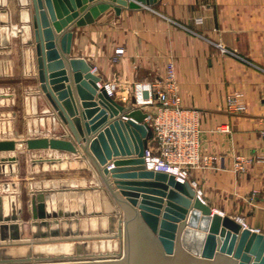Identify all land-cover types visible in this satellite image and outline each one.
<instances>
[{
  "label": "water",
  "instance_id": "95a60500",
  "mask_svg": "<svg viewBox=\"0 0 264 264\" xmlns=\"http://www.w3.org/2000/svg\"><path fill=\"white\" fill-rule=\"evenodd\" d=\"M155 1L30 0L39 91L66 133L0 138V152H15L22 146L88 158L114 208L100 218L106 219L100 226L105 232L84 234L71 226L73 221L78 226L75 215L86 212L84 204L79 209L63 207L61 201L50 205L48 192L37 190L29 222L35 238L22 239L21 208L12 201L8 211L7 197L0 194V264H264V232L213 211L189 181L147 168L143 155L152 136L144 120L147 111L134 105V94L128 103L108 94L93 65L83 56L71 55L69 21L71 26H82L109 6L119 13L121 6ZM142 94L147 97V89ZM16 160L15 154L0 155V173L6 163ZM0 186L8 190L9 184ZM112 237L122 240V251L96 252L89 245L90 240ZM49 241L67 243L56 250L60 244L42 245ZM35 247L38 250L32 252ZM18 248L25 250L12 252Z\"/></svg>",
  "mask_w": 264,
  "mask_h": 264
},
{
  "label": "crops",
  "instance_id": "0c3cea01",
  "mask_svg": "<svg viewBox=\"0 0 264 264\" xmlns=\"http://www.w3.org/2000/svg\"><path fill=\"white\" fill-rule=\"evenodd\" d=\"M29 2L17 0L22 6ZM21 8L24 20L27 8ZM72 22L66 26L73 31L71 55L91 63L100 83L115 81L114 97L124 103L136 81L163 77L166 62L173 59L182 104L199 112L201 154L215 156L210 165L192 171L203 190L202 200L213 211L242 216L248 227L264 232V141L259 132L264 122V0H156L121 6L119 13L109 6L82 26ZM24 27L19 47L23 76L29 74L31 53V33ZM18 30L12 24L8 35L0 34L1 76L14 74L18 49L13 36ZM116 47L123 52L115 53ZM0 90V102L8 106L12 92ZM239 90L245 95V111L227 109L225 97ZM50 129L42 135H50ZM34 151L59 156L57 162L79 157L51 149ZM237 155L249 159L244 170L234 169ZM7 170L13 171L11 162L5 164Z\"/></svg>",
  "mask_w": 264,
  "mask_h": 264
},
{
  "label": "rangeland",
  "instance_id": "374dc122",
  "mask_svg": "<svg viewBox=\"0 0 264 264\" xmlns=\"http://www.w3.org/2000/svg\"><path fill=\"white\" fill-rule=\"evenodd\" d=\"M21 7L27 8L24 10L28 12L24 20H22L21 12L23 9ZM9 8L11 10L10 14ZM2 13H5L6 17H0L1 36L9 34L12 24H17L19 30L13 36L14 47L18 49V52L15 50L14 53V74L7 77L0 75V89L7 88L12 92L13 96V101H9L7 103L8 106L6 102H0V138H25L42 135L46 133L49 125H51L50 135L66 133L64 127L56 125L60 121L51 114L46 99L39 91L33 53L32 9L30 2L22 6V4L17 3V0H9L5 4L0 0V14ZM25 25L29 27L31 33V53L28 63L29 74L23 76L21 74L22 58L19 47L21 46V33L23 32L21 27L25 31ZM0 97L2 96L0 95ZM48 121L50 124L47 123ZM7 154H15L17 160L11 162L13 171L7 170L0 173V185L5 182L9 183L8 190H4L0 186V194L7 197L5 207L8 211L11 209L12 201L16 207L20 206L21 208L19 219L24 223L21 232L22 239L35 238L32 235V227L29 222L32 218L31 199L33 194L36 195L37 190H47L48 195H44L51 205L54 203L58 206L57 203L61 201L63 207L79 209L84 204L86 212L75 215L78 218V226L75 221L71 223L74 229L81 228L84 234L105 232V230L100 229V226L105 225L106 219L100 220V218L108 213L106 211L114 208V203L108 196L107 191L98 186L94 171L96 169L88 158H84L87 159L86 161L81 160L79 157H74L77 160L65 157L63 162L57 163L35 160L40 156H46V154H40L36 151L32 152V150H27L22 146H19L12 153L0 152V155ZM12 181H14V186L10 188V182ZM96 211L98 212L96 213ZM66 243V241H49L42 243V245L59 246L60 244L61 246ZM89 245L96 252L103 251L106 253L112 250L122 251L123 249L122 240L115 237L97 239L96 242L90 240ZM61 247H57L56 250L61 249ZM21 250L25 249L18 248L12 252ZM36 250H38L36 247L35 249L31 248L32 252ZM64 251L68 252L69 250Z\"/></svg>",
  "mask_w": 264,
  "mask_h": 264
},
{
  "label": "built area",
  "instance_id": "2783aa9c",
  "mask_svg": "<svg viewBox=\"0 0 264 264\" xmlns=\"http://www.w3.org/2000/svg\"><path fill=\"white\" fill-rule=\"evenodd\" d=\"M122 52L123 47L115 48V53ZM103 84L108 94L114 96L116 82L108 81ZM144 89L148 91L147 97L142 94ZM131 94L137 97V103L134 105L147 111L144 120L152 130V136L147 141L143 155L146 167L172 173L180 181H189L202 199L203 190L198 180L192 177V171L203 165H210L215 156L201 154L199 112L196 108L185 107L182 104L175 79L173 59L166 62L163 77L136 81ZM225 106L236 112L245 111L244 93L239 90L228 94L225 97ZM259 132L264 141V122ZM248 160L237 155L234 159V169L244 170ZM235 218L243 226H247L244 217L236 216Z\"/></svg>",
  "mask_w": 264,
  "mask_h": 264
},
{
  "label": "bare ground",
  "instance_id": "6f19581e",
  "mask_svg": "<svg viewBox=\"0 0 264 264\" xmlns=\"http://www.w3.org/2000/svg\"><path fill=\"white\" fill-rule=\"evenodd\" d=\"M55 162L57 163V161H54V163H55ZM50 205H51V204H50ZM61 246H62V245H61ZM61 246H60V247H61ZM65 247H66V246H65ZM65 247H64V245H63L61 248L63 249V248H65ZM113 251H114V250H112V251H110V252H113Z\"/></svg>",
  "mask_w": 264,
  "mask_h": 264
}]
</instances>
